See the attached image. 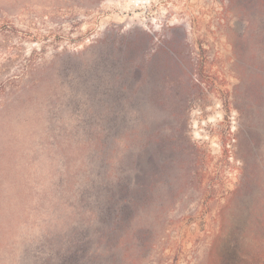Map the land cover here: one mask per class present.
<instances>
[{
  "label": "rangeland",
  "instance_id": "rangeland-1",
  "mask_svg": "<svg viewBox=\"0 0 264 264\" xmlns=\"http://www.w3.org/2000/svg\"><path fill=\"white\" fill-rule=\"evenodd\" d=\"M263 28L264 0H0V264L260 254Z\"/></svg>",
  "mask_w": 264,
  "mask_h": 264
},
{
  "label": "trees",
  "instance_id": "trees-1",
  "mask_svg": "<svg viewBox=\"0 0 264 264\" xmlns=\"http://www.w3.org/2000/svg\"><path fill=\"white\" fill-rule=\"evenodd\" d=\"M263 37H262V46L264 48V28H263ZM142 41L144 44H146L149 41V35L146 33H143ZM143 46V44H142ZM126 49V56L127 59H129L135 52L134 48L131 46L125 47ZM148 69L145 70L144 72V79H148L150 73L147 71ZM133 73H137V68L132 69ZM147 72V73H146ZM264 75V73H263ZM150 142H147L144 144L143 149L147 150L149 147L148 145ZM153 160V155L149 156V160ZM152 163V162H151ZM139 158H136V160L133 162V168L136 169V167H142L139 166ZM151 174L149 170H146L144 167L142 170H136V172L133 174L131 178H128V180L122 181V177H118L116 182L119 183L118 187L115 189V198H116V203L119 205L118 206V215L120 217L125 216L124 211L128 209L129 207L133 206V202H140L139 198H135V196L138 193H141L144 199L142 200H147L149 196L152 195L153 190H154V184H153V178L151 177ZM130 182H133L131 184ZM135 182V183H134ZM233 250H234V257H235V264H259L258 262H261V260L264 258V248L263 251L260 254H257L252 257L249 253H247L241 244L237 242L233 243Z\"/></svg>",
  "mask_w": 264,
  "mask_h": 264
}]
</instances>
